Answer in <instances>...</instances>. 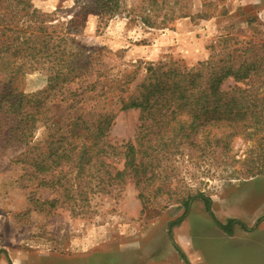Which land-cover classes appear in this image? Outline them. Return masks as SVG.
I'll list each match as a JSON object with an SVG mask.
<instances>
[{
	"label": "rangeland",
	"instance_id": "obj_1",
	"mask_svg": "<svg viewBox=\"0 0 264 264\" xmlns=\"http://www.w3.org/2000/svg\"><path fill=\"white\" fill-rule=\"evenodd\" d=\"M190 1L191 16L163 28L145 26L133 14L139 0H120L121 13L101 23L86 0L32 3L62 21L74 17L75 37L87 47H98V66L113 77L139 65L137 81L146 63L161 60L191 66L211 55L232 53L239 65L252 54L264 56V0ZM46 83V72L37 68L23 75L21 87L31 93ZM234 84L228 78L222 87ZM1 124L2 119L0 264H264V229L250 235L264 219V173L241 174L250 164L264 162L262 131L236 137L230 158L220 165L200 148L173 154V160L161 161L143 200L130 177L110 192L86 191L71 199L61 188L40 184L31 176L32 168L11 161L15 148L6 142L7 128ZM139 124L137 110L118 111L106 139L111 144L132 141ZM121 163L112 161L117 168ZM198 194L210 198L218 221L238 218L247 229L235 232L234 225V234H225ZM237 209L255 214L243 219ZM235 234L242 238L236 241Z\"/></svg>",
	"mask_w": 264,
	"mask_h": 264
},
{
	"label": "trees",
	"instance_id": "obj_2",
	"mask_svg": "<svg viewBox=\"0 0 264 264\" xmlns=\"http://www.w3.org/2000/svg\"><path fill=\"white\" fill-rule=\"evenodd\" d=\"M86 1L99 23L124 7L120 0ZM190 9V0H139L131 10L145 26L163 28L191 16ZM54 14L36 8L32 0H0L1 127L7 128L6 142L15 148L11 161L32 168L31 176L40 184L61 188L71 198L86 191L110 192L130 177L143 200L161 161L173 160V154L200 148L220 165L230 158L236 137L264 133V56L252 54L239 65L232 53L211 55L191 66L161 60L146 63L137 81L139 65L113 77L98 66V47H87L75 37V18L62 21ZM37 68L46 72L47 83L26 93L22 77ZM228 78L235 84L224 89ZM128 109L138 111L134 139L109 143L107 131L115 114ZM113 160L122 161L121 168ZM262 173L264 162L250 164L241 174ZM198 196L225 234L232 235L235 224L244 228L234 218L218 221L210 198Z\"/></svg>",
	"mask_w": 264,
	"mask_h": 264
},
{
	"label": "crops",
	"instance_id": "obj_3",
	"mask_svg": "<svg viewBox=\"0 0 264 264\" xmlns=\"http://www.w3.org/2000/svg\"><path fill=\"white\" fill-rule=\"evenodd\" d=\"M258 176V175H257ZM240 210L241 209H237V211H236V213H237V215L238 216H241L243 219L244 218H248V217H246V216H251L252 214H255V212H249V213H241L240 212ZM234 219H236V220H238L243 226H244V228L241 226V225H239V224H235V226L237 225L238 227H237V229L235 230V232L237 231V230H242V229H247L246 228V224H245V220H241V219H238V218H234ZM264 229V219L260 222V224H259V226L256 228V229H251L252 231H251V233H250V235L252 236V235H254V233H256V232H259V231H262ZM233 234H234V230H233ZM242 238V236L241 237H239L238 235H236L235 234V236H234V239H236V241H238L239 239H241ZM195 260H197V259H195ZM201 263L203 264H205V262H202L201 261ZM1 264H5V263H2L1 262ZM16 264V263H15Z\"/></svg>",
	"mask_w": 264,
	"mask_h": 264
}]
</instances>
